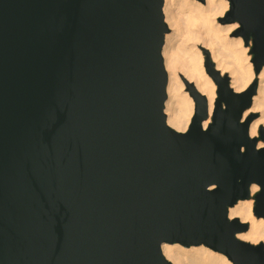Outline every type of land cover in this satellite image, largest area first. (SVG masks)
<instances>
[{
	"label": "water",
	"instance_id": "95a60500",
	"mask_svg": "<svg viewBox=\"0 0 264 264\" xmlns=\"http://www.w3.org/2000/svg\"><path fill=\"white\" fill-rule=\"evenodd\" d=\"M220 19L264 66V0ZM164 0H0V264H173L163 243L204 244L264 264L229 207L264 217V128L243 118L258 79L235 91L205 54L217 97L187 84L186 131L164 112Z\"/></svg>",
	"mask_w": 264,
	"mask_h": 264
},
{
	"label": "bare ground",
	"instance_id": "6f19581e",
	"mask_svg": "<svg viewBox=\"0 0 264 264\" xmlns=\"http://www.w3.org/2000/svg\"><path fill=\"white\" fill-rule=\"evenodd\" d=\"M229 8V0H164L163 13L168 25L162 48L168 73L164 112L168 125L178 131L188 129L195 111V101L187 88L190 82L208 99L209 118L203 122V127L206 128L211 121L217 86L205 71L201 46L209 49L212 60L222 73L229 72L235 91L244 90L255 77L258 79L257 93L243 118L251 112H259V116L250 123L252 137H259L260 130L264 128V66L256 75L250 47L241 36H234L233 30L238 28V22H219L218 19ZM258 146H264V141L260 139ZM259 189V185L253 183L251 197L239 199L229 207L230 218L237 217L249 224L246 231L236 236L254 244L264 243V217H258L253 211L254 195ZM162 251L173 264H233L227 255L204 244L163 243Z\"/></svg>",
	"mask_w": 264,
	"mask_h": 264
},
{
	"label": "rangeland",
	"instance_id": "374dc122",
	"mask_svg": "<svg viewBox=\"0 0 264 264\" xmlns=\"http://www.w3.org/2000/svg\"><path fill=\"white\" fill-rule=\"evenodd\" d=\"M228 10H229V9H228ZM228 10H227V11H228ZM227 11H226V12H227ZM224 15H225V14H224ZM224 15L221 16V17L218 19L219 22H221L220 19H221L222 17H224ZM221 23H223V22H221ZM236 29H237V28H235V29L233 30L234 33L236 32ZM234 36H236V35H234ZM249 47H250V46H249ZM203 48H204V46H201L202 51H203ZM205 48H206V47H205ZM206 49H208V48H206ZM208 50H209V49H208ZM203 53H204V52H203ZM204 56H205V54H204ZM252 65H253V62H252ZM253 70H254V66H253ZM223 73H227V74H229L228 71H225V72H223ZM229 75H230V74H229ZM255 78H256V77H255ZM252 113L256 114V115H255V118H257V117L259 116V112H257V111H255V112H251L250 114H252ZM250 114H249V115H250ZM255 118H254V119H255ZM254 119H253V120H254ZM256 137H258V136H256ZM258 138H259V137H258ZM259 140H260V139H259ZM247 223H248V222H247ZM253 244H254V243H253ZM256 244H257V243H256Z\"/></svg>",
	"mask_w": 264,
	"mask_h": 264
}]
</instances>
